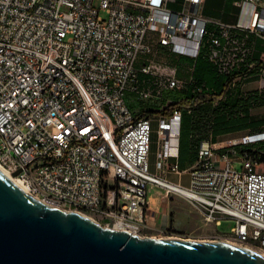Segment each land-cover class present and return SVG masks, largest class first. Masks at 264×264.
I'll return each instance as SVG.
<instances>
[{
  "label": "built area",
  "instance_id": "2783aa9c",
  "mask_svg": "<svg viewBox=\"0 0 264 264\" xmlns=\"http://www.w3.org/2000/svg\"><path fill=\"white\" fill-rule=\"evenodd\" d=\"M170 1L0 0V168L46 206L96 213L137 236H145L148 189L157 185L186 196L205 223L233 219L227 233L236 242L264 244V130L215 147L214 114L206 112V136L182 186L161 170L179 172L168 163L170 137L201 100L160 105L163 91L181 87L177 63H188L192 82L200 56L221 80L217 95L203 82L193 88L210 94L207 105L264 78V0H234L233 22L206 16V0H181L178 9ZM160 48L170 54L157 62ZM128 91L142 106H130ZM154 122L157 172L149 161Z\"/></svg>",
  "mask_w": 264,
  "mask_h": 264
},
{
  "label": "water",
  "instance_id": "95a60500",
  "mask_svg": "<svg viewBox=\"0 0 264 264\" xmlns=\"http://www.w3.org/2000/svg\"><path fill=\"white\" fill-rule=\"evenodd\" d=\"M0 264H264L219 240L137 236L46 206L0 171Z\"/></svg>",
  "mask_w": 264,
  "mask_h": 264
},
{
  "label": "crops",
  "instance_id": "0c3cea01",
  "mask_svg": "<svg viewBox=\"0 0 264 264\" xmlns=\"http://www.w3.org/2000/svg\"><path fill=\"white\" fill-rule=\"evenodd\" d=\"M180 3L178 7H174L173 4ZM169 7L178 9L181 7V0H171L168 3ZM238 13V6L234 4V0H206L204 5V14L206 16H211L214 18H220L226 22H233ZM182 61L186 59L184 57L181 58ZM210 65V63H209ZM210 67H212L210 65ZM213 70V69H212ZM180 75V72L178 73ZM220 78V76L218 77ZM243 92L242 96H247L248 94H253L255 92H261L264 90V78H252L247 80L243 84ZM259 108L263 107V105H259ZM252 107H250L251 109ZM251 111L249 110L250 121L251 120H259L252 118ZM180 127V126H179ZM157 125L154 122L153 124V132L151 136V147L149 154L150 161V170L157 172L156 168V155L159 150V140L156 135ZM258 130L253 129L252 127H245L242 129L232 130V131H223L220 133H215L214 131L211 134L210 143H212L215 147H221L220 138L230 135H235L238 133H242L245 135L248 133L257 132ZM206 135L203 134L202 128L197 129V133L194 135V138H191L190 133L188 134L189 142L182 143L179 145V137L174 138L170 137L171 144V156L168 158L169 164H177L179 172H173L165 167L161 170L162 175L171 182L178 183L182 186H188L190 181V169L194 163L196 158V150L197 146L200 144V141ZM180 150V152H179ZM222 151L218 149L217 152ZM171 195H166L164 188L157 185H150L148 189L147 195V207L145 210L144 219L146 222V231H150L154 234L164 231L171 226Z\"/></svg>",
  "mask_w": 264,
  "mask_h": 264
},
{
  "label": "rangeland",
  "instance_id": "374dc122",
  "mask_svg": "<svg viewBox=\"0 0 264 264\" xmlns=\"http://www.w3.org/2000/svg\"><path fill=\"white\" fill-rule=\"evenodd\" d=\"M180 3L173 4L174 7H178ZM102 15H104V12H101ZM166 54H170L168 50L166 49H158L155 53V58L158 61H162V58L166 56ZM182 61V60H181ZM175 63V62H174ZM188 64V63H187ZM187 64H180L177 63L179 70L181 71L179 79L182 80L180 89L172 92L163 91L161 96L164 97L161 99L160 105L164 104L165 98H172V97H182L183 100H185V96H189L188 89L189 88H196V86L200 85L195 82V78L192 79V82H189V75L187 73V70L189 69L187 67ZM164 66V64H162ZM166 67H172L171 64H165ZM205 89L202 91H196L197 96L190 98L191 102L194 103L198 100H201L200 103L195 106L198 108L197 112L194 113V116L196 119H199V121H204L205 124H207V113L209 110H220L222 107L224 108L229 100V98H233L237 95L236 94H229L227 99L218 103L214 106H207V102L209 100H205L207 96H210L209 93L204 92ZM127 99L131 107L134 109L142 106V102L136 101V94L133 92H127ZM204 102V104H202ZM191 103V104H192ZM189 104L188 102H183L182 105ZM250 109L252 118L259 119L264 118V106L259 108L258 104H253ZM205 119V120H204ZM50 130L53 132V129L50 128ZM262 130V129H261ZM246 134V133H245ZM244 136L242 133H238L235 135L225 136L220 138V143L223 146H228L233 141H238L240 138ZM237 149V148H236ZM238 150V149H237ZM236 158V156H234ZM236 167H239L237 163H235ZM171 214H172V223L169 228H167L164 231L158 232L156 234L146 231L145 236H152V237H167V236H173L178 238H184V239H192V240H212L217 235V232L219 233H227L230 232L232 227L235 225V221L230 218H222L220 220V223H205L203 219L201 218V215L198 211V209L193 205V203L184 195L172 193L171 195ZM88 217H90L92 220L97 222L98 224L102 226H107L104 224L103 219L94 214V213H84Z\"/></svg>",
  "mask_w": 264,
  "mask_h": 264
},
{
  "label": "trees",
  "instance_id": "16d2710c",
  "mask_svg": "<svg viewBox=\"0 0 264 264\" xmlns=\"http://www.w3.org/2000/svg\"><path fill=\"white\" fill-rule=\"evenodd\" d=\"M195 82L200 84L204 83L209 89L210 94L217 95L220 92L221 80L219 76L212 70L209 63L204 60L201 56L197 58L195 63L194 72ZM189 96H185L183 102L191 104L190 98L197 96V92L193 88L188 89ZM175 98V97H174ZM253 104H264V90L261 92H255L248 94L247 96L236 95L233 98H229L226 106L220 110H212L214 119L212 123V132L220 133L223 131H232L242 129L245 127H252L255 130H264V118L259 120H249V110ZM209 106V105H207ZM198 108L193 107L191 113L184 112L181 116L180 127H179V145L183 143L188 144V134L190 133L191 138L197 133L198 128H202L204 132L206 124L196 119L194 113L197 112ZM262 129V130H261ZM257 131V132H258ZM259 148L262 150L260 158L264 159V140L257 143ZM198 147V146H197ZM241 149L240 146L236 147ZM180 152V150H179ZM257 155V153H255ZM172 221V214H171Z\"/></svg>",
  "mask_w": 264,
  "mask_h": 264
},
{
  "label": "bare ground",
  "instance_id": "6f19581e",
  "mask_svg": "<svg viewBox=\"0 0 264 264\" xmlns=\"http://www.w3.org/2000/svg\"><path fill=\"white\" fill-rule=\"evenodd\" d=\"M240 22H242V23L247 22V18H246L245 13L241 15ZM0 171L3 172L9 179H11L13 182H15L18 186H20L22 188V186L19 184V182L16 179H14L10 174L5 172L1 168H0ZM70 210L79 211V212L83 213V209H70ZM94 214H96V213H94ZM215 240L224 241V242H228L231 244L243 246L245 248L253 250L254 252L259 253V254L264 256L263 240H261L259 238L248 237V236H238L237 242H236L234 238H230V233H223V238H216Z\"/></svg>",
  "mask_w": 264,
  "mask_h": 264
}]
</instances>
